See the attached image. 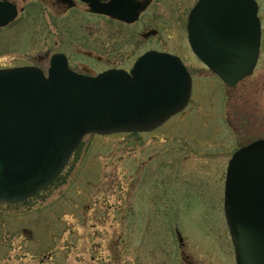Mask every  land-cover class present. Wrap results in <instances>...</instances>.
<instances>
[{
  "label": "rangeland",
  "instance_id": "1",
  "mask_svg": "<svg viewBox=\"0 0 264 264\" xmlns=\"http://www.w3.org/2000/svg\"><path fill=\"white\" fill-rule=\"evenodd\" d=\"M196 2L158 0L157 9L159 47L193 76L190 106L152 134L87 136L52 186L0 203V264H236L225 176L241 146L264 139V47L253 75L228 88L188 44ZM31 23L0 30V69L56 51Z\"/></svg>",
  "mask_w": 264,
  "mask_h": 264
},
{
  "label": "water",
  "instance_id": "2",
  "mask_svg": "<svg viewBox=\"0 0 264 264\" xmlns=\"http://www.w3.org/2000/svg\"><path fill=\"white\" fill-rule=\"evenodd\" d=\"M7 1L0 0V28L17 15ZM83 1L104 13L96 0ZM260 29L255 0H200L188 44L233 88L256 70ZM191 93L182 61L157 52L143 55L130 74L81 76L61 56L47 76L33 67L0 70V203H25L49 187L86 136L151 132L181 113ZM228 165L223 206L236 264H264V140Z\"/></svg>",
  "mask_w": 264,
  "mask_h": 264
},
{
  "label": "flooded vegetation",
  "instance_id": "3",
  "mask_svg": "<svg viewBox=\"0 0 264 264\" xmlns=\"http://www.w3.org/2000/svg\"><path fill=\"white\" fill-rule=\"evenodd\" d=\"M96 1L97 5L104 9V13H98L83 0L7 1V4L16 9L17 15L14 21L6 27L0 28V30H8V28H12L13 31L23 30L29 24H31L32 29L34 24L31 22L37 19L41 26L38 31H41L40 35L44 38V43H46V38L51 39L53 36L54 47L56 48L54 52L43 51L36 57L35 64L12 68L37 67L47 73L51 60L58 55L67 60L73 72L81 76L95 77L112 70L130 73L142 55L149 52L172 54L163 45V47L158 45V42L163 44V32L157 28L159 22L158 0ZM257 3L261 22L260 60L264 47V11L261 9L258 0ZM119 16L125 20L120 19ZM135 17L137 18L135 21H129ZM46 28L51 32L47 31ZM198 61L199 64L209 70L202 61ZM214 75L219 78L216 74ZM183 259L187 264H190L186 257Z\"/></svg>",
  "mask_w": 264,
  "mask_h": 264
}]
</instances>
